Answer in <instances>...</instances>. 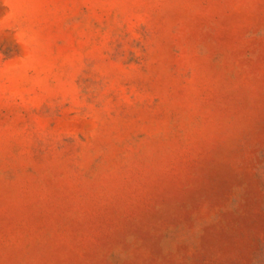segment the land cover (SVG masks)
Segmentation results:
<instances>
[{"label": "rangeland", "instance_id": "1", "mask_svg": "<svg viewBox=\"0 0 264 264\" xmlns=\"http://www.w3.org/2000/svg\"><path fill=\"white\" fill-rule=\"evenodd\" d=\"M0 264H264V0H0Z\"/></svg>", "mask_w": 264, "mask_h": 264}]
</instances>
